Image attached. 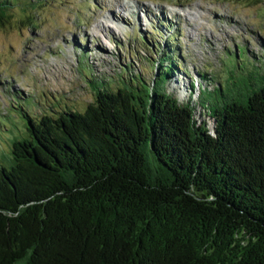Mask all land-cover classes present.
<instances>
[{"label": "trees", "instance_id": "trees-1", "mask_svg": "<svg viewBox=\"0 0 264 264\" xmlns=\"http://www.w3.org/2000/svg\"><path fill=\"white\" fill-rule=\"evenodd\" d=\"M146 36L116 75L79 58L82 108L59 93L15 103L24 135L0 125V264H264L262 53L236 44L180 100L179 48Z\"/></svg>", "mask_w": 264, "mask_h": 264}, {"label": "rangeland", "instance_id": "rangeland-1", "mask_svg": "<svg viewBox=\"0 0 264 264\" xmlns=\"http://www.w3.org/2000/svg\"><path fill=\"white\" fill-rule=\"evenodd\" d=\"M32 1L12 6L9 21L0 24V125L5 131L17 126L16 136L26 133L18 105L41 109L44 97L54 101L60 93L82 108L93 95L79 58L83 68L84 54L97 74L116 75L121 63L136 62L131 50L147 53L142 36L179 48L183 67L169 90L180 100L188 82L199 86L198 72L223 67L236 44L248 62L251 53H262L252 64L264 67V0ZM124 3L129 9L120 11Z\"/></svg>", "mask_w": 264, "mask_h": 264}, {"label": "bare ground", "instance_id": "bare-ground-1", "mask_svg": "<svg viewBox=\"0 0 264 264\" xmlns=\"http://www.w3.org/2000/svg\"><path fill=\"white\" fill-rule=\"evenodd\" d=\"M132 6V5H131ZM133 7H137L138 8V5H134ZM126 9H129V8H127V5H126V3H124L123 4V7L122 8H120V11H124V10H126ZM148 9V8H147ZM149 10V9H148ZM116 15V14H115ZM195 15V14H194ZM123 20H124V18H123ZM147 20V19H146ZM179 75V74H178Z\"/></svg>", "mask_w": 264, "mask_h": 264}]
</instances>
